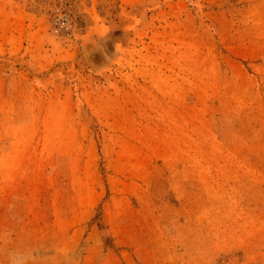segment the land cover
<instances>
[{"label":"rangeland","instance_id":"obj_1","mask_svg":"<svg viewBox=\"0 0 264 264\" xmlns=\"http://www.w3.org/2000/svg\"><path fill=\"white\" fill-rule=\"evenodd\" d=\"M0 264H264V0H0Z\"/></svg>","mask_w":264,"mask_h":264},{"label":"bare ground","instance_id":"obj_2","mask_svg":"<svg viewBox=\"0 0 264 264\" xmlns=\"http://www.w3.org/2000/svg\"><path fill=\"white\" fill-rule=\"evenodd\" d=\"M104 45H105V49L107 50V52H111L112 53L114 51L113 43L111 41L110 42H105ZM93 60H94L95 64L97 62L99 63L98 57H94Z\"/></svg>","mask_w":264,"mask_h":264}]
</instances>
